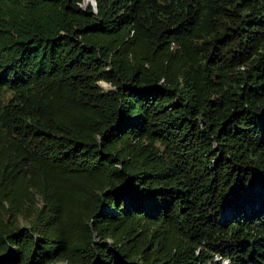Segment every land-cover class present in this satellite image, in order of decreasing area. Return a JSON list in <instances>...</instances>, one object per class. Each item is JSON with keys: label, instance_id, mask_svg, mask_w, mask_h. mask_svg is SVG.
Wrapping results in <instances>:
<instances>
[{"label": "trees", "instance_id": "trees-1", "mask_svg": "<svg viewBox=\"0 0 264 264\" xmlns=\"http://www.w3.org/2000/svg\"><path fill=\"white\" fill-rule=\"evenodd\" d=\"M85 1L0 0V263L264 264V0Z\"/></svg>", "mask_w": 264, "mask_h": 264}, {"label": "water", "instance_id": "water-1", "mask_svg": "<svg viewBox=\"0 0 264 264\" xmlns=\"http://www.w3.org/2000/svg\"><path fill=\"white\" fill-rule=\"evenodd\" d=\"M88 4H91L93 6L94 10L97 11L98 5H97V1L96 0H86L84 8H86ZM0 264H2V263H0Z\"/></svg>", "mask_w": 264, "mask_h": 264}, {"label": "rangeland", "instance_id": "rangeland-1", "mask_svg": "<svg viewBox=\"0 0 264 264\" xmlns=\"http://www.w3.org/2000/svg\"><path fill=\"white\" fill-rule=\"evenodd\" d=\"M102 86H103L105 89L109 88V85L106 84V83H102ZM7 96H8V95H7ZM224 264H226V262H225Z\"/></svg>", "mask_w": 264, "mask_h": 264}, {"label": "built area", "instance_id": "built-area-1", "mask_svg": "<svg viewBox=\"0 0 264 264\" xmlns=\"http://www.w3.org/2000/svg\"><path fill=\"white\" fill-rule=\"evenodd\" d=\"M227 264V263H226Z\"/></svg>", "mask_w": 264, "mask_h": 264}]
</instances>
